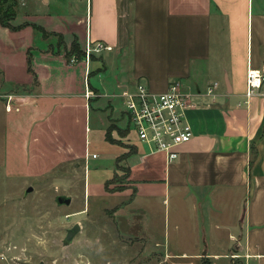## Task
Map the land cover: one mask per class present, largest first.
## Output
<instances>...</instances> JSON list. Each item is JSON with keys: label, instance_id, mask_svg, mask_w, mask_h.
Wrapping results in <instances>:
<instances>
[{"label": "crops", "instance_id": "crops-1", "mask_svg": "<svg viewBox=\"0 0 264 264\" xmlns=\"http://www.w3.org/2000/svg\"><path fill=\"white\" fill-rule=\"evenodd\" d=\"M86 1V18L75 19L78 25L70 34L83 51L87 40L113 47L110 52H117L122 73L127 76L120 88L132 89L143 83L162 93L170 83L180 82L196 96L198 104L186 115L193 139L181 148L173 163L162 153L150 152L140 156V165L129 166L139 149L120 145L131 136L128 133L124 138L114 130L112 137L118 143L113 145L122 146L116 160L123 161L117 165L128 168L130 178L123 191L107 192L104 185L105 197L128 198L107 211L124 216L129 231L134 227L139 232L137 240L143 248L138 256H145L142 261L147 264L151 259L156 264V250L162 244L154 240L152 249L147 247L145 233L153 239L155 235L148 226L143 227V219L156 201L167 195L178 201L181 235L173 246L165 241L158 264H264V94L246 97L248 69L264 70V0ZM18 2L20 13L12 23L15 28L35 23L29 21L32 17L69 24L61 15H55L54 20L42 14L43 4L51 5L52 0ZM79 25L85 27L77 35ZM46 27L61 32L55 25ZM35 33L32 26L11 30L0 23V69L19 68L31 78L23 86L18 76L10 75L9 84L33 86L28 50L33 52L32 68L39 84L37 93L20 97L8 93L13 105L19 102L17 109L0 100L5 117L0 168L7 169L10 176L46 174L50 163L44 155L49 145L62 141L74 152L69 132L72 124L78 123L76 111L84 112V132H90L92 98L86 97V89L95 91L91 85L93 61L87 65V73L85 59L67 66L66 49L71 44L63 52L46 46L37 49L30 44ZM76 65L83 69L84 89L80 91L73 73ZM105 69V62L97 68ZM215 84L211 97L207 91ZM45 135H52L51 140ZM43 145L47 147L44 152ZM84 154L87 161V140ZM214 213L220 217L214 219Z\"/></svg>", "mask_w": 264, "mask_h": 264}, {"label": "rangeland", "instance_id": "rangeland-1", "mask_svg": "<svg viewBox=\"0 0 264 264\" xmlns=\"http://www.w3.org/2000/svg\"><path fill=\"white\" fill-rule=\"evenodd\" d=\"M13 1L16 5L11 3L10 6L8 4L5 6L6 16L12 21L11 25L13 19L20 13L18 0ZM86 2V0H52L51 5L43 4V15L51 16L54 20L55 15H61L69 24H63L59 22L60 20H55V24H51L49 18L38 20L32 17L29 21L35 22L33 24L44 28L47 33L46 37L35 33V38L30 40L32 47L41 49L46 46V48L52 47L58 50L61 48L63 52L67 44L72 45L74 36L70 34V31H73L77 24L74 22L75 19L85 20ZM46 25H55L61 32L53 31ZM84 27L85 25H79L76 34L79 35L81 28L84 29ZM125 27L127 32L128 24ZM57 34L64 36V45L60 46V38ZM221 48L222 46L219 50ZM28 51L33 57L32 50ZM116 53L97 54L92 60L91 85L95 91L91 89L94 97H92L88 116L90 132L88 135L84 132V112L76 111L78 123L75 126L72 124L69 132L76 147L74 152L67 146L65 148L62 141L49 145L50 148L46 145L41 146L43 152L47 148L44 160L50 163L46 168V174L41 176H10L7 169L0 168V264H147L142 261L146 260L145 256H138L140 248H143L140 246L141 242L137 240V237H141L139 232L134 230V227L132 231H129L128 220L124 216H115L113 210L107 211L113 205L121 204L128 198H107L103 193L104 185L114 176L116 170V182L109 185V190L119 192L128 188L129 169L124 165H117L123 161V158H120L118 162L116 160L119 148H122L120 145L127 148L137 146L139 149L140 154L130 158L129 166L140 165V156L150 154L149 148L139 143L134 136L127 138L120 145L110 144L105 139L104 133L108 129L113 127L125 129L129 123L123 101L117 97L125 90L120 88L119 84L127 76L122 73L123 68ZM72 60H68L70 64L66 62L67 66L73 65ZM75 62L78 63V60L76 59ZM104 62L106 69L97 70L103 67ZM79 67L82 65H76L73 68V73L79 82L76 88L78 91L81 88L84 89L83 69ZM86 67L87 73L89 71L87 64ZM68 71L71 69L69 68ZM4 75H6L5 78ZM10 75L18 76L17 79L23 86H26L31 78L25 70L22 71L19 68L0 69V100L10 103L12 109L13 107L17 109L19 102L13 105L15 101L12 102L11 97L8 99V93L17 97L25 96L31 91L37 93L39 84L37 85L34 81L31 87H11L7 79ZM185 87L182 83L183 91H189ZM100 94L103 96L99 98ZM3 111L1 108L0 158L3 154L5 133L2 124L5 119ZM113 132L114 130L111 132V137L114 136ZM118 133L119 136L123 135L119 131ZM49 136L52 135L46 136V140L50 139ZM86 140L88 154L90 156L96 154V159L83 160ZM30 188L33 191L28 193ZM59 197L70 198L72 202L70 205H59L57 203ZM165 199L167 201L164 203ZM219 217L217 213L213 214L214 219ZM143 221V227L148 226L155 235L153 239L149 236L150 233L149 235L145 233L147 247L151 250L154 240L162 244V247L156 250V264H158L159 251H164L165 241L173 246L180 240L178 201L173 195L171 199L168 195L163 197L160 201H156L155 207L149 210V214ZM76 224L81 226V233L74 238L71 245H65L67 230ZM220 239L224 240V237ZM150 264H153L152 259Z\"/></svg>", "mask_w": 264, "mask_h": 264}, {"label": "built area", "instance_id": "built-area-1", "mask_svg": "<svg viewBox=\"0 0 264 264\" xmlns=\"http://www.w3.org/2000/svg\"><path fill=\"white\" fill-rule=\"evenodd\" d=\"M113 50L103 42L87 40L85 61L87 65L91 57ZM73 58L72 63H75ZM217 85L210 86L207 94L214 95ZM264 94V70L250 68L246 79V97L251 99ZM88 99L94 93L86 89ZM125 106L129 121V135L149 148L150 152L162 153L168 163L177 161L181 148L193 139V131L187 122V112L198 107L194 96L183 91L180 82H172L166 91L156 93L143 83H137L134 88L124 90L119 96ZM12 100V99H11ZM8 109L11 107L8 105ZM96 159L97 155H87V161Z\"/></svg>", "mask_w": 264, "mask_h": 264}, {"label": "trees", "instance_id": "trees-1", "mask_svg": "<svg viewBox=\"0 0 264 264\" xmlns=\"http://www.w3.org/2000/svg\"><path fill=\"white\" fill-rule=\"evenodd\" d=\"M11 3L16 5L15 1H13V0H0V23H1V25L3 27L9 28L11 30H20V29L25 28L27 26H32L33 29L36 32L42 34L43 37L44 36L46 37V35H47V33H45L46 30L44 28H41L40 26L35 25V24H26V25H23L20 28L13 27L11 25V22L12 21L9 20V18L6 16L7 9H5V6L7 4H8V6H10ZM57 35H59V34H57ZM58 37L60 38V46L64 45V36L62 37V36L59 35ZM66 57H67L68 60L69 59L71 60L73 58H76L78 61H81V60H84L85 59V53L82 50L81 45L78 42V39H75L74 40V42L72 43V45L70 46V48L68 50L66 49ZM92 60H94V56L91 57V61ZM28 72L35 77V82H37V85H38V80L36 78V74H35V72L33 71V68H32V59H31L30 55H29V59H28ZM112 130H118L121 134L123 133V136H125L129 132V123H128V126L125 128V130H122L119 127L118 128L113 127V128L108 129L107 134H106V140L108 142L112 143V144H116L118 142L115 141L111 137ZM127 173L130 175V170ZM116 178H117V176L115 175V177L112 180H110L109 182H107L105 184V190L107 192H112L111 190H109V185L112 184V183H115L116 182Z\"/></svg>", "mask_w": 264, "mask_h": 264}, {"label": "water", "instance_id": "water-1", "mask_svg": "<svg viewBox=\"0 0 264 264\" xmlns=\"http://www.w3.org/2000/svg\"><path fill=\"white\" fill-rule=\"evenodd\" d=\"M32 191H33V189L30 188V189L28 190V193H30V192H32ZM71 202H72V200H71L70 198H66V197H59V198L57 199V203H58L59 205H70ZM81 231H82V228H81V226H80L79 224H76L75 226H73V228L67 230V235H66V238H65V240H64V244H65V245H71L72 242H73V240H74V238H75L79 233H81Z\"/></svg>", "mask_w": 264, "mask_h": 264}]
</instances>
